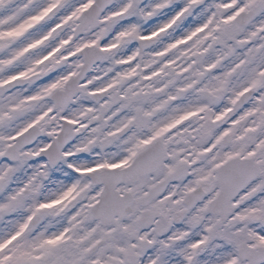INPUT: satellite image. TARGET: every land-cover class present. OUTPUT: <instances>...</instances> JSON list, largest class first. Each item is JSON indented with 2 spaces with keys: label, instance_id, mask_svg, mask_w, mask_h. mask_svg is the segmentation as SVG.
<instances>
[{
  "label": "snow or ice",
  "instance_id": "1",
  "mask_svg": "<svg viewBox=\"0 0 264 264\" xmlns=\"http://www.w3.org/2000/svg\"><path fill=\"white\" fill-rule=\"evenodd\" d=\"M0 264H264V0H0Z\"/></svg>",
  "mask_w": 264,
  "mask_h": 264
}]
</instances>
